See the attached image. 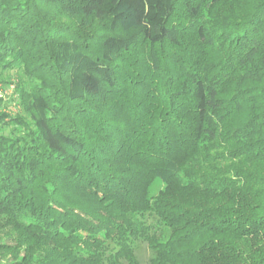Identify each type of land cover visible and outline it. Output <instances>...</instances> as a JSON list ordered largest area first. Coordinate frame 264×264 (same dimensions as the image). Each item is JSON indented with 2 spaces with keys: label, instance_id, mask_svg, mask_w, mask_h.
<instances>
[{
  "label": "trees",
  "instance_id": "1",
  "mask_svg": "<svg viewBox=\"0 0 264 264\" xmlns=\"http://www.w3.org/2000/svg\"><path fill=\"white\" fill-rule=\"evenodd\" d=\"M5 71L0 264H264V0H0Z\"/></svg>",
  "mask_w": 264,
  "mask_h": 264
},
{
  "label": "rangeland",
  "instance_id": "2",
  "mask_svg": "<svg viewBox=\"0 0 264 264\" xmlns=\"http://www.w3.org/2000/svg\"><path fill=\"white\" fill-rule=\"evenodd\" d=\"M17 85H19L17 73L11 71L0 72V113L5 116V123H8L9 118L22 114ZM162 189L163 185L159 182H155L151 186V194L155 195ZM8 243L11 242L8 241ZM134 245V254L138 263L149 264L152 253L147 243L138 240Z\"/></svg>",
  "mask_w": 264,
  "mask_h": 264
}]
</instances>
